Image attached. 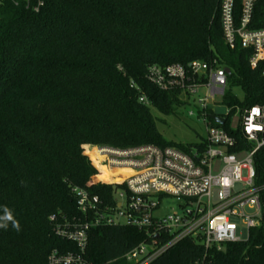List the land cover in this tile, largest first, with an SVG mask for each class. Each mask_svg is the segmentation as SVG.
I'll list each match as a JSON object with an SVG mask.
<instances>
[{"label": "trees", "instance_id": "1", "mask_svg": "<svg viewBox=\"0 0 264 264\" xmlns=\"http://www.w3.org/2000/svg\"><path fill=\"white\" fill-rule=\"evenodd\" d=\"M241 11L236 0L238 25ZM249 27L264 28V0ZM253 54L240 39L234 47L226 43L218 0H45L39 12L0 4V264H51L54 250L78 251L56 231L84 221L73 188L105 201L114 191L95 181L98 168L85 146L193 144L159 131L151 108L170 115L186 102L179 90L148 81L153 64L202 60L228 68L223 102L230 110L219 114L224 124L211 121L250 146L231 120L264 105V61L252 67ZM143 93L149 104L139 100ZM254 162L255 182L263 186L264 146ZM261 202L262 224L248 239L208 251L184 240L150 264H264V189ZM144 239L132 226L93 227L83 264H129L123 256Z\"/></svg>", "mask_w": 264, "mask_h": 264}, {"label": "built area", "instance_id": "2", "mask_svg": "<svg viewBox=\"0 0 264 264\" xmlns=\"http://www.w3.org/2000/svg\"><path fill=\"white\" fill-rule=\"evenodd\" d=\"M257 1L242 0L238 25L236 0H218L226 43L234 47L240 39L244 48H253L250 62L254 68L264 61V28L249 27ZM6 2L25 5L34 12L45 5V0H0V4ZM146 78L161 90H179L186 105L195 106L188 115L203 119L206 135L188 150L152 143L123 148L85 146L96 153L94 160L85 150L98 168L95 181L114 186V191L105 201L85 187L73 188L84 221L57 225L56 231L74 241L78 251L54 250L49 256L51 264H83L88 232L93 227L132 226L143 231L145 239L123 258L129 264H150L181 241L189 240L206 251L221 249L224 243L248 239L250 230L262 224L264 185L255 182L254 157L264 146V105L245 110L238 125L232 126H240L250 143L244 146L211 121L212 114L219 115L214 107L221 103L218 98L224 97L228 84L225 67L202 60L153 64ZM135 85L132 82L131 86ZM139 100L150 103L144 93ZM165 196L178 199V211L162 213ZM247 208L254 213H248ZM51 219L55 221L56 217Z\"/></svg>", "mask_w": 264, "mask_h": 264}, {"label": "rangeland", "instance_id": "3", "mask_svg": "<svg viewBox=\"0 0 264 264\" xmlns=\"http://www.w3.org/2000/svg\"><path fill=\"white\" fill-rule=\"evenodd\" d=\"M204 95V91L202 92ZM234 93L238 99L242 100L244 98V92L241 87H234ZM214 107L217 114H226L229 112L230 108L223 102ZM222 99V100H221ZM190 108L195 106L184 105L175 114H164L160 112L156 107H152V113L156 118L157 126L161 134L168 140L179 142V143H194L200 141L206 135V127L203 119L195 117H190L188 111ZM240 120L239 111L232 117V126H237ZM156 200V198H154ZM179 201L177 198L172 196H165L161 201V210L163 214H169L173 211H178ZM248 213H254V210L247 208Z\"/></svg>", "mask_w": 264, "mask_h": 264}, {"label": "water", "instance_id": "4", "mask_svg": "<svg viewBox=\"0 0 264 264\" xmlns=\"http://www.w3.org/2000/svg\"><path fill=\"white\" fill-rule=\"evenodd\" d=\"M226 70H227V72L230 71L228 68H227ZM211 118H212L215 122H217V123H219V124H224L225 121H226V118H225L224 116H221V115L212 114V115H211Z\"/></svg>", "mask_w": 264, "mask_h": 264}, {"label": "bare ground", "instance_id": "5", "mask_svg": "<svg viewBox=\"0 0 264 264\" xmlns=\"http://www.w3.org/2000/svg\"><path fill=\"white\" fill-rule=\"evenodd\" d=\"M90 153L92 154L93 157L96 158V153H95V151L93 149H91Z\"/></svg>", "mask_w": 264, "mask_h": 264}, {"label": "clouds", "instance_id": "6", "mask_svg": "<svg viewBox=\"0 0 264 264\" xmlns=\"http://www.w3.org/2000/svg\"><path fill=\"white\" fill-rule=\"evenodd\" d=\"M0 226H4V225H0ZM16 227L18 228V227H19V225L17 224V225H16Z\"/></svg>", "mask_w": 264, "mask_h": 264}]
</instances>
